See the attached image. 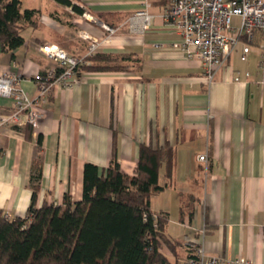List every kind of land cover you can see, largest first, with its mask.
I'll use <instances>...</instances> for the list:
<instances>
[{
  "label": "crops",
  "instance_id": "1",
  "mask_svg": "<svg viewBox=\"0 0 264 264\" xmlns=\"http://www.w3.org/2000/svg\"><path fill=\"white\" fill-rule=\"evenodd\" d=\"M20 1L23 9L39 14L35 25L22 30L20 48L9 53L0 46V75L18 74L20 87L33 98L39 94V78L53 67L41 46L57 45L83 57L90 41L80 33L102 39L106 33L99 22L120 27L143 0H68L71 6ZM151 13L152 28L143 37L121 27L84 66L103 54L123 58L126 70L77 73L70 88L52 89L39 108L36 130L0 127V213L11 220L27 213L38 135L37 208L44 202L61 205L65 194L81 201L85 164L103 170L115 156L132 176L141 145L167 144L174 153L171 174L167 177L162 165L163 190L150 198L149 207L166 216L165 235L181 243L164 250L166 256L185 264L201 244L211 257L264 264L262 34L255 31L245 61L239 43L208 85L200 64L172 47L181 36L165 26L159 2H152ZM11 108L12 100L0 96V118ZM202 155L205 161L199 160Z\"/></svg>",
  "mask_w": 264,
  "mask_h": 264
},
{
  "label": "trees",
  "instance_id": "2",
  "mask_svg": "<svg viewBox=\"0 0 264 264\" xmlns=\"http://www.w3.org/2000/svg\"><path fill=\"white\" fill-rule=\"evenodd\" d=\"M56 1L71 6L68 0ZM73 9L82 14L81 9ZM38 14V10L23 9L20 0H0L1 50L13 53L20 48L22 30L35 25ZM91 60L92 65L78 68L77 73L127 68L123 58L113 55L97 54ZM36 144L26 215L11 220L0 213V264H182L165 254L164 250L181 246L165 235L166 216L155 222L149 208L150 198L163 190L159 185L162 165L170 177L174 156L170 145H141L132 176L121 170L115 156L103 170L85 164L81 201L73 202L65 194L61 205L44 202L37 208L41 135Z\"/></svg>",
  "mask_w": 264,
  "mask_h": 264
},
{
  "label": "built area",
  "instance_id": "3",
  "mask_svg": "<svg viewBox=\"0 0 264 264\" xmlns=\"http://www.w3.org/2000/svg\"><path fill=\"white\" fill-rule=\"evenodd\" d=\"M161 4V17L165 26L181 36L180 43L172 47L179 50L187 59L197 61L202 68V77L208 85L213 81L218 68L224 64L234 48L243 41L241 60H246L249 44L255 31L262 34L259 69L264 72V0H143L141 8L132 12L118 28L99 22L105 31L102 39H93L86 33L80 38L90 41L87 54L77 57L57 45L46 44L40 52L53 67L47 69L38 81L36 97L30 98L20 87V76L16 73L0 75V96L12 100L11 111L0 118V127H29L36 130L42 113L39 110L47 95L54 88H70L77 75V69L87 64L101 46L109 44L121 27L129 34L143 37L151 28L154 15L152 2ZM91 21L95 22L94 19ZM97 23V21H96ZM239 81V77L234 79ZM205 161V156L199 157ZM162 214H154L156 222ZM8 218L7 215H5ZM188 264H252L245 258L229 259L207 255L201 244L193 249Z\"/></svg>",
  "mask_w": 264,
  "mask_h": 264
}]
</instances>
